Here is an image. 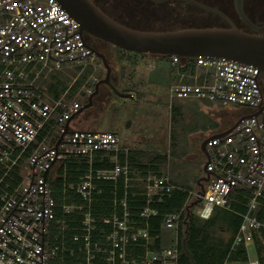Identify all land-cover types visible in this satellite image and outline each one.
<instances>
[{
	"label": "built area",
	"instance_id": "built-area-1",
	"mask_svg": "<svg viewBox=\"0 0 264 264\" xmlns=\"http://www.w3.org/2000/svg\"><path fill=\"white\" fill-rule=\"evenodd\" d=\"M96 50L58 0H0V264H179L178 231L185 215L209 219L216 208L231 210L237 197L246 213L232 250L243 247L248 261L225 264H261L259 68L170 56L176 67L171 104L209 100L247 109L237 113L238 120L252 116L224 136L211 138L234 124L206 138V171L193 190L174 182L170 151L165 163H135L130 155L140 149L123 145L117 133L78 125L79 111L99 81ZM90 68L93 73L78 87ZM176 190L187 192L184 207L162 212ZM164 227L176 231L171 247L162 245Z\"/></svg>",
	"mask_w": 264,
	"mask_h": 264
},
{
	"label": "rangeland",
	"instance_id": "rangeland-1",
	"mask_svg": "<svg viewBox=\"0 0 264 264\" xmlns=\"http://www.w3.org/2000/svg\"><path fill=\"white\" fill-rule=\"evenodd\" d=\"M261 1L264 7V0ZM157 22V20L148 19V21L127 23L144 29H167L172 25L180 27L177 24ZM210 24L223 25L221 22L201 20H195L186 25L203 27ZM97 45L100 52L107 57L112 69L111 80L117 90L121 93H132L134 97H123L112 88L101 85L99 94L94 98L93 106L80 114L78 125L94 131H113L118 134L123 145L134 149L172 152L169 87L175 79L176 67L171 63L170 56L135 53L107 43ZM96 76L97 80L106 76L102 60L97 67ZM181 102L186 104L189 121L192 124L201 123L206 128L212 121L218 123L216 128L188 134L182 143L186 151L182 153L181 147L174 155L172 153L170 155L173 177L191 189L197 190L198 181L205 174L206 157L201 150L202 142L215 131L235 124L238 121L237 113L247 109L233 105L225 107L200 99ZM204 116L206 118H203ZM175 236L174 228L164 227L162 245L173 246L172 239ZM250 253L251 259L256 260L257 254L254 247L250 248Z\"/></svg>",
	"mask_w": 264,
	"mask_h": 264
},
{
	"label": "water",
	"instance_id": "water-1",
	"mask_svg": "<svg viewBox=\"0 0 264 264\" xmlns=\"http://www.w3.org/2000/svg\"><path fill=\"white\" fill-rule=\"evenodd\" d=\"M70 15L81 24L82 32L90 37L113 45L123 50L153 56H173L196 59L199 56L217 59H227L258 67L264 75V25L253 23L245 14L243 0H235L236 10L242 20L255 32H248L236 26L224 13L199 4L198 6L213 11L228 19L227 27H196L167 31L143 30L132 28L116 22L96 5L93 0H58ZM106 69V76L100 79L89 102L81 108L83 110L93 106L94 97L98 95L101 85H109L116 93L123 97H134L132 93H121L111 82V66L107 57L96 50ZM264 82V80H263ZM257 115V114H256ZM239 119L228 130L215 134L211 138L230 133L245 118ZM205 139L201 150L206 154ZM206 171V166H204ZM201 179L199 180V184Z\"/></svg>",
	"mask_w": 264,
	"mask_h": 264
},
{
	"label": "trees",
	"instance_id": "trees-1",
	"mask_svg": "<svg viewBox=\"0 0 264 264\" xmlns=\"http://www.w3.org/2000/svg\"><path fill=\"white\" fill-rule=\"evenodd\" d=\"M167 30L176 29L167 28L157 29L156 31ZM96 43L98 44V41H96ZM95 46L97 47L96 44ZM96 49L100 51L98 47ZM92 73V68L86 70L83 76L78 80V87L85 83ZM112 84L114 83L112 82ZM126 92H128V90ZM186 108V104L181 101H175L170 106L172 128L170 141L172 155H174V153H176L181 147L182 153L186 151L182 143L185 141L188 134L197 133L209 128L213 129L218 126V123L214 121H212L206 128L205 125L201 123L192 124L189 121V114L187 113ZM203 118L206 117L204 116ZM130 159L135 163L153 164L155 162L165 163L168 160V156L165 153L155 152V150L140 149L133 150ZM174 168L176 169L175 165ZM173 180L183 188L191 189L181 183L180 180H176L175 177H173ZM186 201L187 192L184 190H176L173 197L164 203L162 212H177L184 207ZM245 213V202H243L240 197H237V199L232 202L231 210L216 208L209 219H203L194 213L185 215L178 231V247L180 253L179 264H225L227 261L247 262L248 255L243 247H238L235 251L232 250L233 239L242 224L243 215ZM257 215L264 220V211L257 212ZM159 232V229L153 231L155 234H158ZM259 256H261V264H264V245L259 248Z\"/></svg>",
	"mask_w": 264,
	"mask_h": 264
},
{
	"label": "flooded vegetation",
	"instance_id": "flooded-vegetation-1",
	"mask_svg": "<svg viewBox=\"0 0 264 264\" xmlns=\"http://www.w3.org/2000/svg\"><path fill=\"white\" fill-rule=\"evenodd\" d=\"M102 11H104L113 20L123 25L132 26L138 29H144L135 24L127 22L148 21L152 19L157 23L177 24L180 27H168L171 29L186 27H202L186 25L192 21H215L221 22L223 25L210 24L208 26H230L228 19L222 15L209 11L198 6L195 2L214 8L224 13L236 26L248 32H255L240 17L236 10L235 0H93ZM244 11L246 16L255 24L264 25V7L261 0H243ZM186 23V24H185ZM175 27V28H174ZM152 29L153 28H145ZM90 42L95 48L98 47L96 41L105 43L89 36ZM97 45V47L95 46ZM108 44V43H107ZM110 45V44H109ZM111 88L109 85H103ZM84 111V110H83ZM82 111V112H83Z\"/></svg>",
	"mask_w": 264,
	"mask_h": 264
},
{
	"label": "crops",
	"instance_id": "crops-1",
	"mask_svg": "<svg viewBox=\"0 0 264 264\" xmlns=\"http://www.w3.org/2000/svg\"><path fill=\"white\" fill-rule=\"evenodd\" d=\"M220 131V130H219ZM217 131H215L214 133H216Z\"/></svg>",
	"mask_w": 264,
	"mask_h": 264
}]
</instances>
